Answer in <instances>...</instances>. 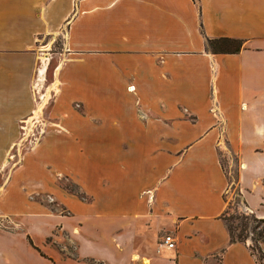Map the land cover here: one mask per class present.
Instances as JSON below:
<instances>
[{
    "label": "crops",
    "instance_id": "crops-1",
    "mask_svg": "<svg viewBox=\"0 0 264 264\" xmlns=\"http://www.w3.org/2000/svg\"><path fill=\"white\" fill-rule=\"evenodd\" d=\"M218 37L242 46L212 53ZM35 117L0 191V264L19 245L32 264H256L221 218L220 153L264 218V0H0V168Z\"/></svg>",
    "mask_w": 264,
    "mask_h": 264
},
{
    "label": "rangeland",
    "instance_id": "rangeland-1",
    "mask_svg": "<svg viewBox=\"0 0 264 264\" xmlns=\"http://www.w3.org/2000/svg\"><path fill=\"white\" fill-rule=\"evenodd\" d=\"M63 42H64V38H62L61 34L58 35L57 37L55 38H40V44L41 46H43V51H42V54H41V57L42 60L44 62H46V59L45 57H49V54H52L53 53H57V52H61L62 48H63ZM52 61H54V58L51 59H47V65H46V69L49 65H52ZM49 74V73H48ZM46 70L44 72V79L43 81L46 82ZM49 79V78H48ZM40 86V85H39ZM37 86V94H36V100L38 101V105L36 107V111L34 112V116L36 114L40 115L42 113V106L43 104H45L48 100V94H46L44 97L42 96V92H43V88L42 87H39ZM40 102V103H39ZM37 117H35V119H29L27 120V124H28V127L29 129L28 130H22V132H27V133H21L19 135H17L16 137V140L20 139L18 144L17 145H13V147L11 149H9L7 151L6 154H4V161H3V164H2V167L0 168V191L2 190V187L4 186V183H6V179H7V176L8 174L11 172V170L14 168L16 162L18 161L19 157H20V154L25 151L28 147L31 146V144H33V142H36L40 136H41V133H36L35 131L32 130V127H33V122L37 121ZM40 121V120H38ZM37 123V122H36ZM25 124V123H24ZM38 124V123H37ZM220 153V152H219ZM220 158L222 160V164L224 165V169H225V172L226 174L228 175V178H229V181H230V191L224 195V199L226 201V207L227 206H230L231 208V211L234 210V209H238L239 211H248L246 208H245V205L242 203V200L238 197L237 194V189H236V186L234 184V180H235V169L236 167L235 166H232L231 170L227 167V160L225 157L222 156V154L220 153ZM57 183H58V186L63 188V189H66L67 191L71 190L73 192H78L76 187L70 183V181L64 179L63 177H60L58 180H57ZM75 192V193H76ZM78 195H82V194H79ZM43 200L46 202V200H50V198H48L47 196L46 197H43ZM6 221V218L4 217H1L0 216V223L1 224H4ZM0 224V227H2V225ZM4 228V227H2ZM248 243L250 244V240H247ZM47 245H50V247H53L54 249H57L58 252L60 254H62V256L64 258H66L67 256L68 257H73L74 256L72 255L73 254V251H74V248L72 246H66V247H63L62 245L60 244H54L52 243L49 239L46 241ZM16 249L17 251H13L17 257H19L20 259V262L22 264H32L33 262L31 261V257L30 255L28 254V252H26L24 250V248H22V246H16ZM35 249V248H34ZM36 250V249H35ZM37 251V250H36ZM44 254V253H43ZM45 255V254H44ZM134 258H137L136 256H134ZM67 260H63L61 261V263L63 264H67ZM87 262L89 264H98V263H95L93 261H90V260H87ZM73 264H75V262L73 261L72 262ZM81 262H78V264H80ZM40 264H47V263H40Z\"/></svg>",
    "mask_w": 264,
    "mask_h": 264
},
{
    "label": "trees",
    "instance_id": "trees-1",
    "mask_svg": "<svg viewBox=\"0 0 264 264\" xmlns=\"http://www.w3.org/2000/svg\"><path fill=\"white\" fill-rule=\"evenodd\" d=\"M242 41L240 39L229 37L206 38L205 47L212 53H235L240 50ZM220 164L224 169L222 160ZM238 197L240 194L237 191ZM242 203L245 205L244 201ZM222 220L227 229L229 242L248 243L250 254L253 256L256 264H264V253L261 250L260 244L264 243V218H257L249 211H239L237 208L231 211L230 206H227L221 215ZM29 244L35 248L42 257H46L37 247H35L29 237ZM50 260V259H49ZM51 261V260H50ZM52 262V261H51Z\"/></svg>",
    "mask_w": 264,
    "mask_h": 264
},
{
    "label": "built area",
    "instance_id": "built-area-1",
    "mask_svg": "<svg viewBox=\"0 0 264 264\" xmlns=\"http://www.w3.org/2000/svg\"><path fill=\"white\" fill-rule=\"evenodd\" d=\"M1 225L3 226L4 224H1ZM160 244L165 246L168 249H173L174 248V239H173V237L170 234H164L161 237Z\"/></svg>",
    "mask_w": 264,
    "mask_h": 264
},
{
    "label": "bare ground",
    "instance_id": "bare-ground-1",
    "mask_svg": "<svg viewBox=\"0 0 264 264\" xmlns=\"http://www.w3.org/2000/svg\"><path fill=\"white\" fill-rule=\"evenodd\" d=\"M41 72H42V70H41Z\"/></svg>",
    "mask_w": 264,
    "mask_h": 264
}]
</instances>
